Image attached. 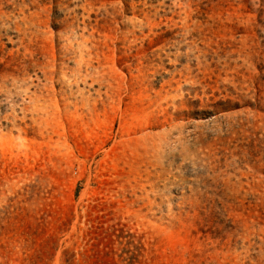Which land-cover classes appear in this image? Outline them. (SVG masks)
Returning a JSON list of instances; mask_svg holds the SVG:
<instances>
[{"label":"rangeland","instance_id":"1","mask_svg":"<svg viewBox=\"0 0 264 264\" xmlns=\"http://www.w3.org/2000/svg\"><path fill=\"white\" fill-rule=\"evenodd\" d=\"M0 264H264V0H0Z\"/></svg>","mask_w":264,"mask_h":264}]
</instances>
